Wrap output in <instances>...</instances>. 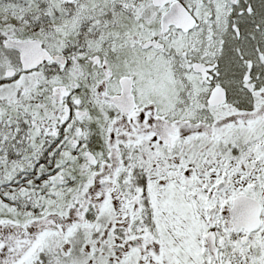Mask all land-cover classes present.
<instances>
[{
    "label": "snow or ice",
    "instance_id": "1",
    "mask_svg": "<svg viewBox=\"0 0 264 264\" xmlns=\"http://www.w3.org/2000/svg\"><path fill=\"white\" fill-rule=\"evenodd\" d=\"M0 264H264V0H0Z\"/></svg>",
    "mask_w": 264,
    "mask_h": 264
}]
</instances>
